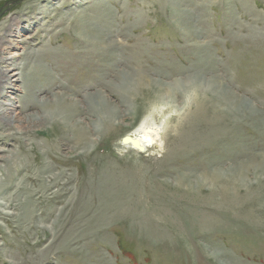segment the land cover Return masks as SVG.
<instances>
[{"label":"rangeland","instance_id":"374dc122","mask_svg":"<svg viewBox=\"0 0 264 264\" xmlns=\"http://www.w3.org/2000/svg\"><path fill=\"white\" fill-rule=\"evenodd\" d=\"M13 56L0 264H264V0H0Z\"/></svg>","mask_w":264,"mask_h":264},{"label":"bare ground","instance_id":"6f19581e","mask_svg":"<svg viewBox=\"0 0 264 264\" xmlns=\"http://www.w3.org/2000/svg\"><path fill=\"white\" fill-rule=\"evenodd\" d=\"M18 28H19V30H21L20 27H18ZM14 32H16V31L15 30L13 31V29H11L10 33L6 32V34L4 35L5 37L3 38L2 41L6 45H8V46L13 45V43H11V42H13V40H11L10 37L14 36ZM13 59H16V56L5 57L1 61V64L3 65V70H2L1 75H0V90H4V92H7V91L9 92L10 89H12L13 83L16 82V80L18 81V79H13V76L16 75V73L15 74L13 73L14 75L9 74L10 72H14V68H11L13 65ZM26 67L32 68V67H34V65L31 64V62L29 61V62H27ZM125 79H126V77H125ZM0 104L7 107L4 109L0 108V115L4 116L5 119L12 121V119H14V118L8 117V115H9V112L11 110H13L14 104L11 102L0 103ZM55 104H56L55 105L56 107H54V109H52V110L49 108L45 109V111H46L45 112V119H48V121H50L51 119L53 120L57 110L61 111V113H64V111L66 110L65 103L62 99H57L55 101ZM91 104L93 105V107L95 106V108H96L95 100L93 98H92ZM43 106L45 107L46 103H44ZM14 120H16V119H14ZM105 122L108 124V121H105ZM151 134L152 133L150 132V128H149L148 124L146 123V121L145 122L142 121L130 134L126 135L121 140V144L124 148L131 149V150H134V151L139 152V153H145V152L149 151V149L153 146H156L158 149H160L161 144L158 143V137H156V138L151 137ZM80 138H82V140L80 141V143H81L80 145H86V147L88 148V146L91 144L90 137H88V135H85V136L80 137ZM93 151L94 150H92V152Z\"/></svg>","mask_w":264,"mask_h":264},{"label":"water","instance_id":"95a60500","mask_svg":"<svg viewBox=\"0 0 264 264\" xmlns=\"http://www.w3.org/2000/svg\"><path fill=\"white\" fill-rule=\"evenodd\" d=\"M15 3H17V1H13V2H11L10 4H9V3H6V4H5V7L8 6V5H11V4H15Z\"/></svg>","mask_w":264,"mask_h":264}]
</instances>
